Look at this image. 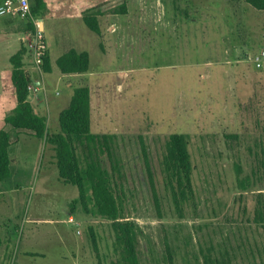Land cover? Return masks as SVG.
<instances>
[{"label": "rangeland", "instance_id": "1", "mask_svg": "<svg viewBox=\"0 0 264 264\" xmlns=\"http://www.w3.org/2000/svg\"><path fill=\"white\" fill-rule=\"evenodd\" d=\"M48 4L41 19L51 71L41 73L31 102L58 133L75 89L89 87L92 132L115 135L123 218L141 228L140 263L168 264L171 251L175 264H208V257L209 264H264V59L262 67L255 62L264 51V11L244 0ZM91 11L101 13L99 34L83 21ZM24 26L19 18L0 17V77L9 75L0 86V128L15 101L10 60ZM72 49L90 54L88 72H61L57 59ZM26 55V68L34 69ZM173 133L188 136L194 166L195 196L181 212L161 165ZM21 142L23 155L11 172L18 188L10 187L12 180L0 197V264H98L90 228L104 264H111L110 221L80 205L72 213L79 191L59 180L51 147L32 136ZM101 160L110 171L112 160Z\"/></svg>", "mask_w": 264, "mask_h": 264}, {"label": "trees", "instance_id": "2", "mask_svg": "<svg viewBox=\"0 0 264 264\" xmlns=\"http://www.w3.org/2000/svg\"><path fill=\"white\" fill-rule=\"evenodd\" d=\"M30 1L34 15L41 18L48 10L47 0ZM244 1L254 9L264 11V0ZM122 6L121 9H124V3ZM100 15L99 11H91L83 16L87 27L98 34L101 29ZM23 22L25 32L33 28L32 24ZM27 53V48L22 46L10 60L13 66L12 83L17 96V105L5 117V122L15 130L33 132L35 137L44 140L45 144L51 147L59 180L65 185L77 187L79 191L78 198L71 202L72 213L80 205L86 213L92 212L110 221L114 235L112 246L114 259L111 264H141L137 253L141 228L136 222L123 218L124 191L117 181V177L121 175L122 163L119 160L113 161L112 152L115 135H100L92 132L91 93L86 86L75 89L69 106L59 115L60 132L52 133L48 127V118L39 114L30 101L29 86L35 81V77L34 69H27L23 61ZM50 59L48 49L44 57L43 73L51 71ZM57 66L64 74L86 73L91 67L90 54L87 51L72 49L57 59ZM36 76L37 81H40V73ZM189 144L186 134H171L166 141L161 160L163 183L178 212H181L195 196L194 166ZM10 145L9 132L0 130V182H5L11 176L10 166L13 157L9 155ZM104 155L112 160L110 171L103 166L101 157ZM150 180L154 202L160 213L159 196L152 175ZM259 214L260 220L264 221L263 212L260 211ZM90 236L98 264H104L93 228H90ZM3 243L0 234V248ZM166 259L168 264H175L171 251H168ZM206 260L208 264L213 263L211 257ZM216 262L220 264L219 259H216Z\"/></svg>", "mask_w": 264, "mask_h": 264}, {"label": "built area", "instance_id": "3", "mask_svg": "<svg viewBox=\"0 0 264 264\" xmlns=\"http://www.w3.org/2000/svg\"><path fill=\"white\" fill-rule=\"evenodd\" d=\"M0 17L19 18L26 23L33 25L31 30L26 31L23 41L32 57L34 71L43 73L44 57L48 46L44 36V21L34 15L30 0H2L0 3ZM264 51L255 57L257 67H262ZM41 81V80H40ZM29 90L37 91V87L32 83Z\"/></svg>", "mask_w": 264, "mask_h": 264}, {"label": "crops", "instance_id": "4", "mask_svg": "<svg viewBox=\"0 0 264 264\" xmlns=\"http://www.w3.org/2000/svg\"><path fill=\"white\" fill-rule=\"evenodd\" d=\"M47 3H48V0H47ZM48 6H49V4H48ZM45 27V26H44ZM25 31H24V36H25ZM24 38V37H23ZM23 38L21 39V47L22 46H25L26 47V45H25V42L23 41ZM27 48V47H26ZM21 49V48H20ZM19 49V50H20ZM28 50V49H27ZM28 52H29V50H28ZM27 56V55H26ZM24 61V60H23ZM34 68V67H33ZM13 70V69H12ZM12 70H11V82H12ZM9 74V73H8ZM8 81H6V80H4V79H2L1 77H0V86L2 87V86H7L8 84L7 83H9V75H8V79H7ZM40 80H41V78H40ZM39 82V83H38ZM38 83V84H37ZM33 84L37 87L38 85H40V81L38 80H35L34 82H33ZM12 85H13V83H12ZM71 85V84H70ZM13 87H14V85H13ZM37 90H38V87H37ZM32 92H36V91H34V90H32V91H30V101H33L34 100V95H32ZM11 95V94H10ZM14 98H15V101H13V106H11V107H13L12 108V110H11V112L13 111V109L16 107V105H17V96H16V92H15V95H14ZM32 103V102H31ZM34 106V105H33ZM35 108V107H34ZM10 112V113H11ZM9 113V114H10ZM9 114H7V115H9ZM7 115H5L4 116V122H5V117L7 116ZM6 130V131H8L9 132V134H10V143H11V145H10V147H9V155L11 156V157H13L12 159H14V162H12V164H11V166H10V169H11V172L13 171V167L14 166H16V163L18 162V159L20 158V156H22L23 155V149H22V142H21V136L22 135H26V136H32V137H35L34 136V134H33V132H31V131H22V130H15V129H13L12 127H11V125H8L6 122H5V126L3 127V128H0V130ZM16 161V162H15ZM19 163V162H18ZM17 163V164H18ZM17 175L16 174H11V176H10V178H8L5 182H0V197L3 195V194H6V188H8L7 187V184H9L10 182H12V180H14L13 182H12V184H11V188H14V186L16 185V188L15 189H17L18 188V182L17 181H15V179H14V177H16ZM6 183V184H5Z\"/></svg>", "mask_w": 264, "mask_h": 264}, {"label": "water", "instance_id": "5", "mask_svg": "<svg viewBox=\"0 0 264 264\" xmlns=\"http://www.w3.org/2000/svg\"><path fill=\"white\" fill-rule=\"evenodd\" d=\"M38 73L36 72V71H34V73H33V75H34V77H35V80H37L38 79V77L36 76ZM39 83V82H38ZM37 83V84H38ZM12 162H14V159H12Z\"/></svg>", "mask_w": 264, "mask_h": 264}]
</instances>
